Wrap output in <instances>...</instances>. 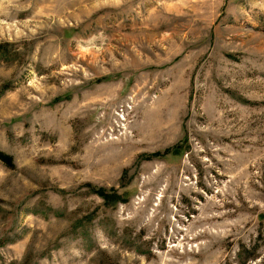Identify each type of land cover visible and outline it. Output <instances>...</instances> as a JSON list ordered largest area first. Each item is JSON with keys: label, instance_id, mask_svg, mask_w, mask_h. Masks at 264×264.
Here are the masks:
<instances>
[{"label": "rangeland", "instance_id": "374dc122", "mask_svg": "<svg viewBox=\"0 0 264 264\" xmlns=\"http://www.w3.org/2000/svg\"><path fill=\"white\" fill-rule=\"evenodd\" d=\"M0 152V264H264V0H0Z\"/></svg>", "mask_w": 264, "mask_h": 264}, {"label": "trees", "instance_id": "16d2710c", "mask_svg": "<svg viewBox=\"0 0 264 264\" xmlns=\"http://www.w3.org/2000/svg\"><path fill=\"white\" fill-rule=\"evenodd\" d=\"M180 151V146H175L174 148L170 150H166V153H172V154H177ZM0 160L4 162L6 165L11 167L12 165V158L9 155H6L2 152H0ZM97 193L105 199V201H114L115 200V194H105L104 191L102 190H97Z\"/></svg>", "mask_w": 264, "mask_h": 264}]
</instances>
